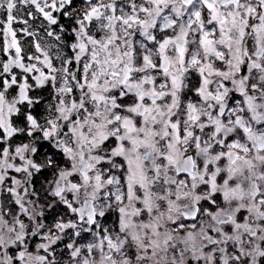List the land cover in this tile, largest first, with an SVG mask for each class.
I'll return each mask as SVG.
<instances>
[{
    "label": "snow or ice",
    "instance_id": "1",
    "mask_svg": "<svg viewBox=\"0 0 264 264\" xmlns=\"http://www.w3.org/2000/svg\"><path fill=\"white\" fill-rule=\"evenodd\" d=\"M0 264H264V0H0Z\"/></svg>",
    "mask_w": 264,
    "mask_h": 264
}]
</instances>
